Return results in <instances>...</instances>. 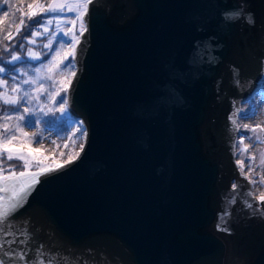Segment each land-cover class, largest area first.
Listing matches in <instances>:
<instances>
[{"label":"water","instance_id":"obj_1","mask_svg":"<svg viewBox=\"0 0 264 264\" xmlns=\"http://www.w3.org/2000/svg\"><path fill=\"white\" fill-rule=\"evenodd\" d=\"M241 3L254 25L224 20ZM85 21L66 93L83 149L16 224L67 264H264V203L229 120L264 92V0H93Z\"/></svg>","mask_w":264,"mask_h":264},{"label":"snow or ice","instance_id":"obj_2","mask_svg":"<svg viewBox=\"0 0 264 264\" xmlns=\"http://www.w3.org/2000/svg\"><path fill=\"white\" fill-rule=\"evenodd\" d=\"M93 0H51L47 6L39 3L38 0L28 4L31 10L28 13H22L19 24L15 27V34L19 35L24 29L26 35L19 42V50L15 44L9 45L4 40H12L13 33L11 30L0 39V192H10V196L0 195V264H67L59 253L51 247L44 244L33 245L35 239L32 233L25 226H18L15 222V213L27 202L26 198L35 189L40 182V177L51 174L59 170L65 164L76 159V156H69L68 160L61 163L49 164V157L42 154L41 149H33L32 143L37 136L42 139V130L39 125L47 121H43L42 117L48 116L51 119H59L67 114V105L69 103L66 93L70 87V81L66 76L57 80L56 73L59 71L63 74L74 68L72 60L76 57L77 45L80 43V37L87 31L85 17L88 14L89 5ZM7 6V0L0 5V11ZM247 5L239 4L232 10H226L223 18L228 22H236L241 18L249 25L255 24L254 15L246 11ZM38 10V11H37ZM73 13L72 17H63L60 13ZM40 13H48V18L41 16L40 19L33 20ZM8 13L5 11L4 16ZM27 17V20L25 19ZM79 23V32L77 33L76 25ZM55 24V32L47 38V43L41 44L40 48L46 49V53L34 50L33 47H25L26 45H36L37 38L45 36L49 33V27ZM70 24L71 27L61 28V25ZM58 47H53V42ZM67 44V50H65ZM21 52L24 54L21 55ZM9 59L5 60L4 55ZM44 55H50V59L45 62ZM33 62H36L33 65ZM67 62V63H65ZM211 62V61H210ZM75 71H71V75L75 76ZM239 70H233V77L238 76ZM11 81V85L9 82ZM239 84V80H236ZM48 85L46 87L45 85ZM64 93L65 95H62ZM59 112L60 116L56 113ZM243 115L248 118V112L236 108L229 120L232 129L240 133L238 120ZM15 121L14 124L10 123ZM36 127L37 132L29 133L24 130L22 125ZM77 131L80 137L87 136V131L83 127V121H77ZM247 129L248 126H245ZM249 131L255 133L256 128ZM245 133H241V136ZM259 142L260 137H256ZM242 143L236 140L233 143V154H238L236 149ZM59 147V146H57ZM67 147V145H65ZM83 149V144L80 145ZM240 153L246 152L245 147H239ZM61 156L64 153H60ZM54 159V158H53ZM251 160L252 158L249 157ZM6 161H21L23 171L16 172L14 167L9 165V174L5 172L4 164ZM264 164V158L261 161ZM35 166V171L33 167ZM241 175H246L243 171L242 162L237 161ZM251 170V169H250ZM264 181V177L261 178ZM254 183V182H253ZM237 185H231L232 197L227 195L222 198L223 201L235 204ZM248 197L253 200L258 199L264 203V193L257 198L249 191ZM247 207H253L248 204ZM264 210V209H262ZM230 213L226 207H222L218 215V221L227 223ZM218 228L222 225L218 222ZM226 230V229H225Z\"/></svg>","mask_w":264,"mask_h":264},{"label":"rangeland","instance_id":"obj_3","mask_svg":"<svg viewBox=\"0 0 264 264\" xmlns=\"http://www.w3.org/2000/svg\"><path fill=\"white\" fill-rule=\"evenodd\" d=\"M63 17H72L73 13L70 12H63L60 13ZM71 27L70 24L65 25L62 24L61 28ZM54 32H55V24H54ZM67 45V44H65ZM58 47V46H57ZM74 69V68H73ZM66 71L63 74L61 72L56 73L57 80L63 78L64 76L70 81L72 78L71 71ZM241 109L248 110V118L242 119L241 116L238 120L239 126L241 122L245 120L249 126L248 129L256 128L257 129V136L260 137L259 142L257 141L256 137L251 136H242V146L248 147L247 151L245 152V158L242 161L243 171L248 175L250 181V191L254 194L255 197H259L261 193H264V181L261 180L264 177V164L261 163L262 158H264V92L255 93L253 95V101L244 102L240 106ZM247 124L245 123L244 126ZM24 130L29 133L37 132L36 127H30L22 125ZM42 139L40 136L36 138V140L32 143L33 149H41L42 154L48 157H52L57 160V163H64V161L68 160L69 156H75L79 150L81 149L80 145L83 144V139L80 137V134L75 135L76 131V124L71 123L69 130L65 134H57L53 129L50 128H42ZM67 145V147H65ZM59 146V147H57ZM64 153L63 156L60 153ZM237 152V150H236ZM238 153V152H237ZM238 154H236L237 159ZM249 157L252 159L250 160ZM247 159V160H246ZM251 169V170H250ZM254 182V183H253ZM258 200V199H257ZM259 201V200H258Z\"/></svg>","mask_w":264,"mask_h":264},{"label":"trees","instance_id":"obj_4","mask_svg":"<svg viewBox=\"0 0 264 264\" xmlns=\"http://www.w3.org/2000/svg\"><path fill=\"white\" fill-rule=\"evenodd\" d=\"M49 1L50 0H38L39 3H42L45 6H47ZM33 2H35V0H7V6H5L3 11H0V39H3V37L9 32V30H11V32L13 33V39L12 40H4L3 42L6 44H9V45L15 44V47L17 50H19V42L22 39V37L26 35V32L24 29H22L20 34L16 35L15 34V27H16V25L19 24L21 14L22 13H28L31 11L27 7V5L31 4ZM3 4H4V0H0V5H3ZM5 11L8 13L7 17L4 16ZM48 15H49L48 13H40L36 17H33V20L40 19L41 16L48 18ZM25 19L27 20V17H25ZM53 27H54V24L49 27V33L48 34H45V36L37 38V44L36 45H26L25 47H33L34 50H36V51H41L42 53H46L47 50L40 48V45L47 43V38H50L51 34L54 33ZM75 30L77 31V33L79 32V23H77ZM57 46H58V44L54 41L53 47L56 48ZM0 47H2V45H0ZM65 50H67V45H65ZM23 54L24 53L21 52V55H23ZM43 58H44L45 62H47V60L50 59V55H44ZM4 59L7 60V59H9V57L5 54ZM35 63L36 62H33V65ZM65 63H67V62H65ZM72 64L74 65L73 60H72ZM9 85H11V81L9 82ZM45 86L48 87L47 84ZM62 95H65V94L62 93ZM252 101H253V99H251L249 102L252 103ZM241 110H243V109H241ZM56 115L60 116L59 112H57ZM42 120L47 121V123L42 122L39 125L40 127L53 129L59 135L67 133L71 123L76 124L77 121H80L79 118L72 116L68 110H67V114L60 117L59 119H51L48 116H44V117H42ZM0 123H3V121L0 120ZM10 123L14 124L15 121H12ZM243 133H245L247 136H251V137L257 136V132L253 133V132L246 130V129L243 130ZM78 134L79 133L77 131V124H76L75 135H78ZM239 147H244V146H242L240 144ZM239 147L236 149L238 152V161L242 162L243 159L245 158V152L240 153ZM48 163L49 164L57 163V160L53 159L52 157H49ZM9 165L14 167L16 172L24 170L21 167V165H22L21 161H17V160L6 161L5 160V164H4L5 172L3 174H5V175L9 174V171H10ZM33 169H35V166L33 167Z\"/></svg>","mask_w":264,"mask_h":264},{"label":"built area","instance_id":"obj_5","mask_svg":"<svg viewBox=\"0 0 264 264\" xmlns=\"http://www.w3.org/2000/svg\"><path fill=\"white\" fill-rule=\"evenodd\" d=\"M242 119H247V118H245V117H242ZM247 124L246 126H249V124L245 121V120H243V122H241V125L242 126H240L241 128H245V126H244V124ZM248 129V128H247Z\"/></svg>","mask_w":264,"mask_h":264},{"label":"flooded vegetation","instance_id":"obj_6","mask_svg":"<svg viewBox=\"0 0 264 264\" xmlns=\"http://www.w3.org/2000/svg\"><path fill=\"white\" fill-rule=\"evenodd\" d=\"M254 94H255V93H254ZM254 94H252V97H251L252 99H253V95H254ZM251 98H249V99H251ZM249 99H248L247 101H244V102H248V101H249ZM244 102H242V103H244ZM242 103H241V104H242ZM240 106H241V105H240ZM238 137H239V135H237V139H236V140H239V138H238ZM247 176H248V175H247Z\"/></svg>","mask_w":264,"mask_h":264}]
</instances>
